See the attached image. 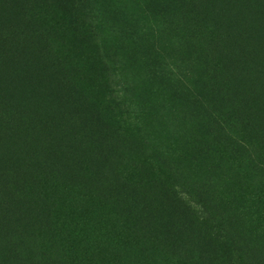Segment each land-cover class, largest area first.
<instances>
[{"label": "trees", "instance_id": "trees-1", "mask_svg": "<svg viewBox=\"0 0 264 264\" xmlns=\"http://www.w3.org/2000/svg\"><path fill=\"white\" fill-rule=\"evenodd\" d=\"M55 1L0 0V127L10 125L16 129L20 124L22 127V120L31 121L34 112L42 107L41 116L52 119L50 130L45 133L46 139L54 135L52 131L61 133L64 124L66 131L69 130L68 137L78 143L69 150L63 145L66 140L60 144L63 147L61 156L72 160L74 149L78 153V148L84 146L80 140H87L89 136L92 140L97 138L96 132L101 127L97 116L89 109L93 105H81L84 98L74 94L75 87H85L87 74L100 66L103 77L96 75L94 82L87 81L86 85L101 87L105 81L108 87H119L114 92L115 99L129 115L134 129L140 128L146 118L144 101L131 91L142 78L155 83L163 95V87H181L177 97L170 102L164 95V104L169 109L167 116L171 120L169 130L173 129V134L170 132L166 136L165 144L170 141L167 144L173 152L183 151L201 177L209 173L210 165L203 164L209 157L214 164L210 175L216 173L217 179L231 170L235 176H243L242 171L252 170L256 181L264 187V150L259 142L239 141L230 145V140L223 141L214 152L209 146L197 147L198 139L207 137L202 132L203 124L209 116H215L216 101L234 102L235 92H244L248 102L259 101L260 90L264 87V14L257 20L253 0H245L235 21L221 18L215 26L209 23L215 19L216 4L211 0H198L194 5L200 9L196 10L200 13L199 18L191 11H187L188 18L183 17L182 8L154 14L150 10L143 11V5L138 7L141 9L139 14H129L128 10L135 6L136 0L133 3L129 0L125 8L117 6L113 9L105 0H72L97 37L100 62L89 61L92 47H87L73 32L80 23L70 19L72 13L67 17L57 11L59 1L54 9L51 4ZM219 1L222 4L218 8L223 9L226 0ZM216 14L218 18L222 15ZM190 19L197 24L193 25ZM231 31L242 32L243 37L236 38ZM244 39L250 40L254 50H248L250 53L253 50L255 58L248 61L247 49L235 47V56L241 61L236 64L231 59L233 54L228 45L235 40L244 44ZM205 62H208L205 75L210 82L207 93L201 95L195 84L194 69L202 70L201 65ZM219 77H224L229 84L222 87ZM242 80L245 87L235 88L241 87ZM232 82L236 83L235 87H231ZM228 109L232 110V107L228 106ZM181 113L190 119L186 123L192 126L191 133L180 125L177 116ZM14 136L13 130L7 135L0 134V150H3L1 145ZM226 136H229L227 132ZM48 142L50 145L51 140ZM88 147L94 148L96 144ZM238 149H242L240 154H236ZM162 156L152 158L155 173L161 177L158 183L174 174L173 168L164 166ZM44 157L45 154L41 156L42 162ZM81 160L75 156L73 162ZM25 172L22 166L13 172H0V264H35L39 258L48 264H61L49 256L44 258L48 254L33 248L30 238L17 233V240L7 229L17 205L25 208L24 191L12 190L8 174L23 178L21 174ZM52 173L66 178L70 170L57 166ZM72 175L77 176L78 171ZM171 181L176 190L173 201L178 203L174 207L166 206L165 200L135 198L132 208L138 212L137 229L144 234L139 236L141 243L161 250L172 264H264V236L261 234L259 240L256 237L250 240L259 227L247 228L253 218L264 215L253 191L242 188L241 184L238 186L235 177H222L218 179L221 183L218 192L221 193V189L225 192L210 202L201 191L207 177L198 186ZM128 184L127 194H130L134 192V183L130 180ZM157 194L153 197H158ZM214 195L211 193L212 197ZM30 206L31 199L26 204L28 210ZM223 211L235 218V227L227 224ZM207 227L210 228L203 236L201 232Z\"/></svg>", "mask_w": 264, "mask_h": 264}, {"label": "rangeland", "instance_id": "rangeland-1", "mask_svg": "<svg viewBox=\"0 0 264 264\" xmlns=\"http://www.w3.org/2000/svg\"><path fill=\"white\" fill-rule=\"evenodd\" d=\"M35 1L41 2V0ZM56 1H59L57 11L67 17L70 16L68 13H72L70 19L80 23L73 32H76L77 38L80 37L88 45L87 47H92L89 61L100 62L99 49L96 45L99 43L97 37L77 10L76 2ZM56 1L51 4L54 9L57 7ZM105 1L111 9L117 6L125 8L129 2V0ZM131 2L133 3L134 0ZM197 2L198 0H136L135 6L128 10V13L139 14L142 9L157 14L182 8L183 17L188 18L187 11H191L195 18H199L200 13L196 10L200 9L194 7ZM211 2L216 4L213 10V19H215L209 22L214 26L216 22L221 21V18L230 22L235 21L245 6V0H226L223 9H219L218 6L222 4L219 0H211ZM142 5L144 9L138 8ZM253 5L257 8L259 17L257 15L256 18L259 20L264 14V0H253ZM217 12L222 13L221 17H217ZM190 20L193 25L197 24L195 20ZM231 34L236 38L243 37L242 32L236 34L231 31ZM228 46L233 54L231 59L236 64L241 61L235 56V47L242 46L247 49L248 61L255 58L254 47L248 39H244V44L235 40ZM251 48L253 50L250 53ZM204 64L201 65L202 70L199 67L194 69L195 84L201 95L207 93L210 82L205 75L208 62ZM94 70L87 74L85 87H75L74 94L84 98L85 102L81 105L90 107L93 105L89 109L97 116L101 127H98L96 132L97 138L92 140V136H89L87 140H80L84 146L78 148V153L74 149L72 160L68 161L69 157L61 156L63 147H60V144L66 140L63 145L69 150V147L75 148L78 143L68 137L69 130L66 131L64 124L60 128L61 133L52 131L54 135H49L46 139L48 135L45 133L50 130L49 123L52 119L41 116L42 107L34 112L31 121L22 120L24 121L22 127L21 124L16 129L10 125L0 127V134L7 135L11 130L15 134L11 140L1 145L5 152L0 150V172L4 170L13 172L18 166L26 170L21 174L23 178L8 174L10 183L12 181V190L24 191L22 200L25 208L17 205L7 223V229L15 238L17 233L30 238L33 241V248L48 254H45L44 258L49 256L61 264H172L161 250L141 243L139 236L144 234L137 229L138 212L137 209L132 208L137 196L140 200L147 198H154L159 202L165 200L166 206L174 207L178 203L173 201L176 190L172 186L174 183L171 179L185 185L198 186L200 181L207 177V182L203 181L205 186L201 191L212 202L225 192L224 189L220 190L221 193L218 192L221 185L218 179L235 177L238 186L241 184L242 188H248L257 195L261 209L264 211V187L256 181V175L252 170L242 171L243 176H235L231 170L230 173L221 174L217 179L216 173L210 175L214 164L213 159L207 157L203 164L210 165L209 173L201 177V173L196 171L197 167L190 165L183 151L173 152L168 145L170 141L165 144L166 136L170 132L173 134V129L169 130L171 120L167 116L166 110L169 109L167 104H164V95L170 102L177 97L178 92L182 90L181 87H163L162 91L165 92L163 95L155 83L146 82V77L142 78V81L133 87L134 90L131 88V91L144 101L146 118L140 128L134 129L130 124L129 115L122 110L115 99L114 92L118 91L119 87H108L105 81L101 87L86 85L87 81L93 83L96 75L102 76L103 71L100 70V66ZM262 73L264 75L263 70ZM220 78L221 86L224 87L228 82L224 77H219V82ZM235 85L236 83L232 82L231 87ZM244 87L242 80L241 87L235 88ZM253 87L258 90L256 86ZM183 89L188 91L186 87ZM232 98L235 99L234 102L216 101L218 105L216 110L213 109L215 116L212 118L209 116L203 124L202 132L204 131L207 137L200 141L196 136L197 147L209 146L214 152L219 145H223V141L230 140V145L239 141L251 144L259 142L264 150V87L260 90L258 102H248L244 92H235ZM228 106H231L232 110H229ZM177 117L182 128L191 133L192 126L186 123L190 119L184 117L183 113ZM226 132L229 136H226ZM49 140L52 143L50 145H48ZM93 143L96 147H88V145L93 146ZM240 152L242 149L241 151L238 149L236 154ZM43 154L46 158L44 157L45 160L42 162ZM161 154L163 156L160 159L164 162V166L173 168L174 174L171 178L168 176L165 180L161 179L162 183H158L157 180L161 177L158 178L155 173V162L152 158ZM236 154L233 156L234 159ZM75 156L82 160L73 162ZM91 160H94L92 165ZM57 166H61L62 169L69 168V175L60 178L58 174L52 173V169H57ZM74 171H78L77 176L72 175ZM130 180L134 183V192L127 194ZM211 193L215 195L212 197ZM155 194L158 197H153ZM29 199H31L30 210L26 207ZM223 213L227 216V224L231 228L235 227V218L228 212L223 211ZM256 226L259 230L251 235L250 240L254 237L259 240L261 234L264 236V215L258 219L253 218L252 222L247 224V228H256ZM209 228H204L201 234L204 236ZM213 245L215 246L214 243ZM35 264L48 263L39 258Z\"/></svg>", "mask_w": 264, "mask_h": 264}]
</instances>
